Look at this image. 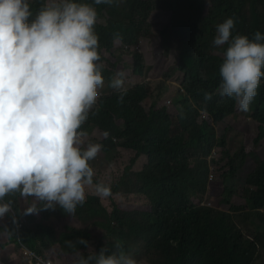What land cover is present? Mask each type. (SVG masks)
<instances>
[{
    "label": "trees",
    "instance_id": "trees-1",
    "mask_svg": "<svg viewBox=\"0 0 264 264\" xmlns=\"http://www.w3.org/2000/svg\"><path fill=\"white\" fill-rule=\"evenodd\" d=\"M49 2L27 0L32 13L28 22ZM210 2L207 11L204 0H113L94 25L100 56L96 63L102 70L103 54L115 48L117 35H145L142 23L152 11L163 12V16L169 13L167 33L161 42L165 50L175 45L177 68L183 72L185 89L175 104L183 107V114L169 115L166 108L157 106L158 98L147 106L150 95L145 85L139 84L125 90L123 102L120 91L98 96L78 129L87 135L101 130L106 135L101 143L104 149L132 151V164L141 156L147 158L140 171L128 168L111 193L124 188L128 193L145 196L150 209L123 212L114 208L110 213L98 196L89 195L73 215L58 206L43 210L40 201L38 211L25 214L24 197L13 192L0 201L10 202L16 221L23 222L19 231L15 220L7 228H0L10 242L20 246V241L39 254L47 255L48 251L76 257L80 252L86 258L91 253L87 229L71 228L58 234L51 225L42 223L70 216L106 232L105 255H111L114 245L120 243L125 253H143L150 264H264V158L247 177L245 196L230 202L229 211L201 202L208 188V158L215 148L225 146L211 122L223 121L238 111L234 97L219 94V69L224 54L212 52L207 39L215 38L216 26L228 18L235 20L232 37L247 36L252 40L257 31L264 34V0ZM205 93L212 95L211 100L205 101ZM248 112H258L261 119V131L254 139L259 144L264 139V76ZM27 198L31 203L32 197ZM247 229L253 233L247 234ZM78 239L86 240L88 246L76 243ZM67 241L73 242L74 247H69ZM102 248L105 245H100L95 253L99 254ZM252 249H257V256L250 254Z\"/></svg>",
    "mask_w": 264,
    "mask_h": 264
},
{
    "label": "clouds",
    "instance_id": "clouds-1",
    "mask_svg": "<svg viewBox=\"0 0 264 264\" xmlns=\"http://www.w3.org/2000/svg\"><path fill=\"white\" fill-rule=\"evenodd\" d=\"M94 2L110 5L113 0ZM31 16L27 0H0V201L19 192L42 202L43 210L58 206L73 215L85 202L86 187L102 198L112 194L109 186L93 184L89 161L102 145L89 143L82 150L87 134L78 132L104 83L96 63L97 12L73 0H50L29 23ZM234 26V18L216 26L213 46L228 45L219 69V94L234 97L239 110L248 112L264 76V34L257 31L252 40L232 37ZM123 77L118 73L110 85L121 92V102ZM204 95L211 100V94ZM11 210L10 202L0 203V218ZM36 211L33 205L25 214ZM76 243L88 246L84 239ZM114 248L111 255L102 248L86 258L77 252L74 264H139L120 243Z\"/></svg>",
    "mask_w": 264,
    "mask_h": 264
},
{
    "label": "rangeland",
    "instance_id": "rangeland-1",
    "mask_svg": "<svg viewBox=\"0 0 264 264\" xmlns=\"http://www.w3.org/2000/svg\"><path fill=\"white\" fill-rule=\"evenodd\" d=\"M73 2L88 5L95 8L97 18L102 10L108 4H95L94 0H73ZM210 0H204L205 9L210 8ZM152 11L148 20L142 23V29L146 34L120 36L122 41H115V48L112 51H105L104 60L101 62L103 69V85L97 88L98 96L103 93L116 92L110 85L117 78V74L123 72V88L127 90L136 85L143 84L146 87L150 98L146 105L149 106L152 101H156L159 108H166L169 115L179 116L183 114V107L175 104V100L184 95V86L182 85L183 72L177 68V53L175 45L171 44L169 48L164 49L161 39L167 33L166 18L169 13ZM140 22V21H139ZM214 38L207 39L208 48L212 52L224 54L225 45L219 48L213 46ZM182 113V114H181ZM242 112L239 110L232 116L227 117L220 122H211L215 127L219 138H223L225 146L215 148L208 158L209 172L214 174L213 179L208 180L207 193L202 204L214 207L219 210L229 211L230 202L239 201L245 196L246 179L256 168L257 163L264 158V139L259 144L254 143L261 131L260 117L258 112ZM106 135L99 129H95L90 135L83 137L81 148H86L87 144H101ZM134 153L129 150L117 149L106 151L102 150L97 157L90 161L93 168L96 183H102L109 186L110 189L122 179L126 170L130 168L134 172L140 171L148 162L145 156L137 159L135 164L131 161ZM227 176H226V174ZM89 195H95L94 189L86 187L85 198ZM99 197V196H98ZM103 206L111 213L114 208L123 212L128 211H147L151 205L149 200L136 193H128L124 188H120L117 193H112L107 198L99 197ZM24 209L37 206L39 201L34 197L31 203L24 197ZM27 199V200H26ZM200 199H197L198 203ZM16 220L11 211L8 215L0 218V228H7L11 221ZM42 223L51 225L57 233H61L71 228H85L91 235L88 246L89 252H96L100 245L107 247L106 232L91 223H84L74 217L59 218L54 217L51 220H43ZM253 233V230L247 229V234ZM133 249V248H132ZM46 256L51 258L55 264H74L76 257L61 255L48 251ZM139 264H150L144 254L135 255L133 250L129 251ZM257 256V249H252L250 254ZM0 264H24L20 248L9 241L6 232L0 230Z\"/></svg>",
    "mask_w": 264,
    "mask_h": 264
},
{
    "label": "built area",
    "instance_id": "built-area-1",
    "mask_svg": "<svg viewBox=\"0 0 264 264\" xmlns=\"http://www.w3.org/2000/svg\"><path fill=\"white\" fill-rule=\"evenodd\" d=\"M210 179H213L214 174L209 173ZM12 211V210H11ZM16 228L19 231L23 227V222H17L15 220ZM20 246H18L21 250L22 259L24 264H55L51 258H48L45 254H39L38 252L29 249L24 244H21L19 241Z\"/></svg>",
    "mask_w": 264,
    "mask_h": 264
}]
</instances>
